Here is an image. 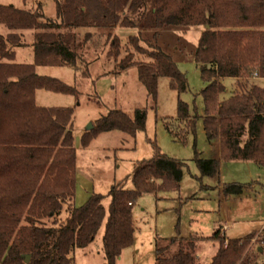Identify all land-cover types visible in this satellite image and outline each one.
<instances>
[{
    "label": "trees",
    "instance_id": "obj_1",
    "mask_svg": "<svg viewBox=\"0 0 264 264\" xmlns=\"http://www.w3.org/2000/svg\"><path fill=\"white\" fill-rule=\"evenodd\" d=\"M54 2V18L45 17L40 7L0 4V25L8 31L0 35V264H74V252L87 248L102 226L105 264H115L133 242L134 204L142 195L177 192L184 164L154 145L153 156L134 167L132 189L113 185L107 196L93 194L76 207L74 109L38 107L35 92L70 95L76 101L81 94L58 79L37 75L35 67H66L85 78L90 65L104 55L113 59L110 73L115 76L136 68L156 110L158 80L167 78L180 95L188 90L186 76L169 55L139 34L128 37L126 54L118 60L122 46L111 31L152 30L156 36L164 27H203L193 53L206 84L200 92L203 115L190 114L188 105L178 99L177 127L172 130L166 121L165 130L184 144L201 119L207 142L219 143L221 162H250L264 169V88L248 85L251 79H264V0ZM80 30H86L82 37ZM26 31L34 32L33 63L17 64L14 49L25 46L21 33ZM224 79L240 83L221 100ZM146 115V108L132 114L109 110L84 135L82 144L85 147L95 136L112 131L134 137L144 131ZM194 163L202 177L218 172L217 160L195 154ZM245 188L225 185L223 194L240 196ZM221 233L217 229L210 237L156 239L154 264H199L196 257L203 242L217 244L206 264H264L258 261L264 253V230L229 240Z\"/></svg>",
    "mask_w": 264,
    "mask_h": 264
},
{
    "label": "rangeland",
    "instance_id": "obj_2",
    "mask_svg": "<svg viewBox=\"0 0 264 264\" xmlns=\"http://www.w3.org/2000/svg\"><path fill=\"white\" fill-rule=\"evenodd\" d=\"M0 4L30 10L40 7L45 17H55L54 0H0ZM203 30V27H164L156 36L152 30L118 27L111 31V35L117 36L122 46L118 60L126 54L124 48L128 37L139 34L146 43L157 45L169 55L180 72L186 76L188 90L180 95L171 89L167 78L158 80L156 110L146 98V91L138 81L136 68H130L115 76L110 73L114 66L113 59L108 60L104 55L96 64L90 65L85 78L66 67L35 68L37 75L58 79L75 87L81 94L76 101L70 95L44 90L37 92L38 103L47 107L74 109L72 132L76 151V207L83 206L93 194L107 196L113 185L124 184L126 189H132L131 174L134 167L153 156L154 145L162 154L184 164L177 192H159L156 196L142 195L134 204L133 242L121 252L115 264H154L156 239L190 235L210 237L217 227H223L228 222H235L234 228L226 234L229 238H241L264 230V169L253 163H223L214 181L210 177H202L194 163L195 154L208 159L211 151L203 133L201 119L196 122L194 134H189L184 144L165 130L166 121L172 130L177 127L174 119L177 116L178 99L188 105L190 114L203 115L204 106L200 92L206 84L193 61V53ZM7 32L0 25V35L5 36ZM85 32L86 30H80L79 36L82 37ZM33 33L22 32L21 42H32ZM16 54V62H32L31 50L23 53L16 51ZM260 84L264 87V81ZM223 85L225 93L221 99H226L234 87V82L227 79L223 81ZM40 96H44V101H41ZM142 108L147 110L144 131L136 132L134 137L118 131L102 133L92 138L87 146H83L82 140L88 132L89 124L95 127L97 119L109 110L132 114L134 110ZM233 183L246 186L242 196L224 197L216 188ZM206 185L214 188L202 189ZM108 202L109 199L106 198V208ZM103 232L104 226L87 248L74 252V264H105L101 243ZM216 249L215 243H200L197 262L208 263ZM258 261L264 262V253Z\"/></svg>",
    "mask_w": 264,
    "mask_h": 264
},
{
    "label": "crops",
    "instance_id": "obj_3",
    "mask_svg": "<svg viewBox=\"0 0 264 264\" xmlns=\"http://www.w3.org/2000/svg\"><path fill=\"white\" fill-rule=\"evenodd\" d=\"M27 32V31H26ZM29 32V31H28ZM8 33V32H7ZM6 33V34H7ZM25 33V32H24ZM5 34V35H6ZM33 42V41H32ZM32 42H30V43H24L25 44V46L24 47H20V48H16V49H14V52H15V61H14V63H17V64H25V63H18V62H16V51H18V52H25V50H28V52L31 50L32 51V46H30V45H32ZM31 63H33V56H32V62ZM30 63V64H31ZM36 68V67H35ZM224 80H227V79H224ZM224 80H222V83H223V81ZM233 82H234V87H233V89H232V91H231V93H230V95L234 92V90L237 88V86L239 85V81H237V80H235V79H231ZM264 81V79H251L250 81H249V84L248 85H257V86H259V87H261V88H264L260 83L261 82H263ZM39 91H41V90H38V91H36L35 92V104H36V106H38V107H44V108H53V107H47L45 104H42V103H38V96H37V92H39ZM48 92V91H47ZM230 95L227 97V98H229L230 97ZM40 97H42L41 98V101H44V99H43V97L44 96H40ZM46 98V97H45ZM226 98V99H227ZM226 99H221V100H226ZM40 100V99H39ZM204 133V132H203ZM205 136V135H204ZM209 144V146H210V151H211V156L208 158V159H212V160H217V161H219V168H218V172H217V174L214 176V177H210V178H212L213 179V181L215 180V178L219 175V173H220V169L222 168V164H223V162H221L220 161V150H219V143L217 142V141H215V142H212V143H208ZM204 159V158H203ZM205 159H207V158H205ZM235 162H238V161H235ZM228 163H234V162H228ZM240 163H245V164H252V163H250V162H240ZM211 184V183H210ZM218 184H219V181H218ZM223 187L224 186H218V187H216L218 190H219V192L221 191L222 192V194H223ZM210 188H214V187H211V186H209V185H206V186H203V188L202 189H210ZM223 196L224 197H226L224 194H223ZM240 196H242V194L240 195ZM229 197H232V196H229ZM233 197H239V196H233ZM75 205V204H74ZM64 216V215H63ZM235 222H228V224L227 225H224L223 227H217V229H221V235H223L226 239H236V238H229V237H227L226 236V234H227V232H229L230 230H232L233 228H234V226H235V224H234ZM216 229V230H217ZM215 230V231H216ZM214 231V232H215ZM213 255H214V253H213ZM212 255V256H213ZM120 258V257H119ZM119 258L117 259V261L119 260ZM116 261V262H117Z\"/></svg>",
    "mask_w": 264,
    "mask_h": 264
},
{
    "label": "water",
    "instance_id": "obj_4",
    "mask_svg": "<svg viewBox=\"0 0 264 264\" xmlns=\"http://www.w3.org/2000/svg\"><path fill=\"white\" fill-rule=\"evenodd\" d=\"M92 129H93V126H92V124H89V126H88L87 130H88V131H90V130H92ZM29 259H30V258H29V256H27V257H26V261H25V262H26V263H28V262H29Z\"/></svg>",
    "mask_w": 264,
    "mask_h": 264
},
{
    "label": "built area",
    "instance_id": "obj_5",
    "mask_svg": "<svg viewBox=\"0 0 264 264\" xmlns=\"http://www.w3.org/2000/svg\"><path fill=\"white\" fill-rule=\"evenodd\" d=\"M199 257L197 256L196 259H198Z\"/></svg>",
    "mask_w": 264,
    "mask_h": 264
}]
</instances>
